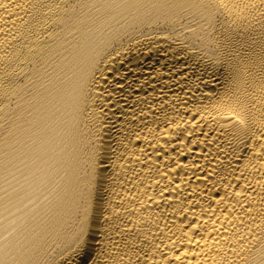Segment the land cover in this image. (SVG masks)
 Returning a JSON list of instances; mask_svg holds the SVG:
<instances>
[{"label":"bare ground","instance_id":"1","mask_svg":"<svg viewBox=\"0 0 264 264\" xmlns=\"http://www.w3.org/2000/svg\"><path fill=\"white\" fill-rule=\"evenodd\" d=\"M0 264H264V0H0Z\"/></svg>","mask_w":264,"mask_h":264}]
</instances>
